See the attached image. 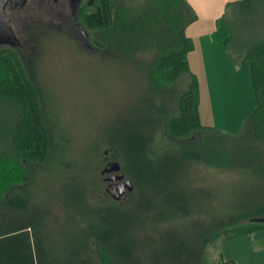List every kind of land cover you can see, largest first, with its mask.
<instances>
[{
  "label": "trees",
  "instance_id": "16d2710c",
  "mask_svg": "<svg viewBox=\"0 0 264 264\" xmlns=\"http://www.w3.org/2000/svg\"><path fill=\"white\" fill-rule=\"evenodd\" d=\"M76 8L79 37L103 56L139 64L147 90L158 99L176 88L175 111L166 115L162 102H152L141 120L127 127L130 134L103 146L107 155L97 161L96 170L91 168V188L76 191L74 201L107 208L91 210L92 224L80 219L84 234L65 250L52 249L37 231L43 215L30 217L20 192L31 181L26 166H43L56 146L34 74L14 49L0 48V101L13 107V116L0 128V264H208L205 251L210 245L263 230L264 0L226 6L211 34L233 61L241 57L248 64L254 95V106L241 125L227 134L199 123L197 83L186 63L191 42L185 29L195 17L184 0H83ZM241 26L246 28L244 41L237 43ZM183 80L187 83L179 88ZM157 127L173 142L161 155L152 145ZM209 133L214 142L207 143ZM109 161L118 163L132 187L118 200L107 194L104 175L96 174ZM199 168L248 171L262 189L259 202L205 218L196 194L208 193V187L198 185L203 181ZM76 181L77 186L84 184ZM132 202L150 217L142 224L134 211L124 213ZM138 231L146 236L138 237Z\"/></svg>",
  "mask_w": 264,
  "mask_h": 264
},
{
  "label": "rangeland",
  "instance_id": "374dc122",
  "mask_svg": "<svg viewBox=\"0 0 264 264\" xmlns=\"http://www.w3.org/2000/svg\"><path fill=\"white\" fill-rule=\"evenodd\" d=\"M82 1L75 0L76 7ZM76 7L73 8L71 0H24L20 5H9L4 16L11 37L8 41L0 39V48H11L18 53L25 68L34 74L42 94L45 121L56 150L43 166H26L31 181L20 193L26 200L24 203L30 206V217L33 213L39 218L43 215L38 233L47 238L52 249L62 251L84 234L78 225L80 221L90 219V224L94 223L92 209L107 208L106 204L96 207L74 201L76 191L82 193L91 188L88 183L91 168L94 166L96 170L97 161L107 155L103 146L121 140L116 137L130 134L127 127L132 120H141L152 102H162L166 115L173 113L177 93L174 88L158 99L147 90L145 72L139 64L103 56L79 37ZM245 32V26L239 27L235 42H243ZM186 83L183 80L177 86L183 88ZM12 110V103L0 101V128L11 119ZM135 112L138 115H133ZM204 122L202 119L200 125L204 126ZM217 125L220 130L215 131L223 134L234 130L221 127V123ZM155 130L152 145L161 155L173 142L160 127ZM206 136L207 143L214 142L212 134ZM102 167L97 175L105 166ZM198 173L203 180L198 185L208 187V193L196 194L202 199L199 208L207 214L205 218H217L219 213L237 210L242 204L259 202L262 189L244 169L218 172L199 168ZM76 180L84 184L77 186ZM15 194L16 201L18 193ZM136 203L128 205L124 213L127 216L134 211L142 224L150 217H144L142 207ZM77 212L79 217H74ZM136 235L141 238L145 234L138 231ZM215 243L206 248L208 264L217 261L219 242Z\"/></svg>",
  "mask_w": 264,
  "mask_h": 264
},
{
  "label": "crops",
  "instance_id": "0c3cea01",
  "mask_svg": "<svg viewBox=\"0 0 264 264\" xmlns=\"http://www.w3.org/2000/svg\"><path fill=\"white\" fill-rule=\"evenodd\" d=\"M237 1L240 0H184L195 17L185 29L191 42L186 63L197 83L198 117L199 123L206 120L201 125L204 128L220 130L216 126L221 123V127L236 130L254 106L248 64L241 57L233 61L222 43L211 39L215 21L226 6ZM216 258V262L264 264V229L219 243Z\"/></svg>",
  "mask_w": 264,
  "mask_h": 264
},
{
  "label": "water",
  "instance_id": "95a60500",
  "mask_svg": "<svg viewBox=\"0 0 264 264\" xmlns=\"http://www.w3.org/2000/svg\"><path fill=\"white\" fill-rule=\"evenodd\" d=\"M24 0H0V39L9 40L11 37L9 26L5 20L4 9L9 3L11 5H20ZM75 1V0H73ZM77 4V2H76ZM109 173H116L114 176L108 177L105 180L111 181L112 185L107 190V194L113 199L118 200L123 193L130 192L132 187L128 180H123V173L120 172V167L117 162L109 161L106 163L105 167L100 171V175H105ZM116 181H120L116 184Z\"/></svg>",
  "mask_w": 264,
  "mask_h": 264
},
{
  "label": "flooded vegetation",
  "instance_id": "af4514ba",
  "mask_svg": "<svg viewBox=\"0 0 264 264\" xmlns=\"http://www.w3.org/2000/svg\"><path fill=\"white\" fill-rule=\"evenodd\" d=\"M72 1V4H73V8H75L76 6H77V4H76V2H74L73 0H71ZM74 2V3H73ZM14 6V5H11V4H7L6 6H5V9H6V7L7 6ZM5 9H4V11H5ZM106 163L107 162H105V165H106ZM115 175V173H109V174H107V175H105L104 176V178L106 179V178H108V177H111V176H114ZM124 180V179H123ZM120 183V181H116V183ZM110 185H112V182L111 181H106V184H105V190L107 191L109 188H110Z\"/></svg>",
  "mask_w": 264,
  "mask_h": 264
}]
</instances>
